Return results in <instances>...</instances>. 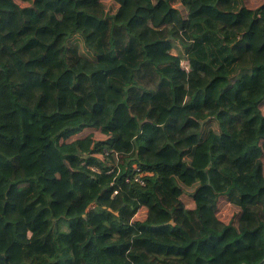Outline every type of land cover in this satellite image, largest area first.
I'll use <instances>...</instances> for the list:
<instances>
[{
    "label": "trees",
    "instance_id": "obj_1",
    "mask_svg": "<svg viewBox=\"0 0 264 264\" xmlns=\"http://www.w3.org/2000/svg\"><path fill=\"white\" fill-rule=\"evenodd\" d=\"M10 1L0 264H264V0Z\"/></svg>",
    "mask_w": 264,
    "mask_h": 264
},
{
    "label": "rangeland",
    "instance_id": "obj_2",
    "mask_svg": "<svg viewBox=\"0 0 264 264\" xmlns=\"http://www.w3.org/2000/svg\"><path fill=\"white\" fill-rule=\"evenodd\" d=\"M260 0H253V2L255 3V4H258V2H259ZM132 14L134 13V11H130ZM142 32H143V34H146V33H148V31L146 30V29H144V30H142ZM168 51V53L169 54H171L172 56H174V57H177V58H181L182 59V61H184V58H185V48H184V46H183V44L181 43V42H179V41H177V40H171V47L169 48V50H167ZM88 66H91L92 67V65H90V64H88L86 61H84L83 62V64H81L80 66H79V68L81 69V68H88ZM40 81H41V79H39ZM41 85H46V81H45V83H44V81H42V83H41ZM263 195V198H264V192L262 193ZM185 197V200H186V202H188V204L190 205V206H194V201H193V198L191 197V196H184ZM231 214V213H230ZM229 214V215H230ZM229 215H223V217L225 218V220L226 221H228L229 220ZM229 216V217H228ZM64 227L65 228H67V225L65 224L64 225Z\"/></svg>",
    "mask_w": 264,
    "mask_h": 264
},
{
    "label": "crops",
    "instance_id": "obj_3",
    "mask_svg": "<svg viewBox=\"0 0 264 264\" xmlns=\"http://www.w3.org/2000/svg\"><path fill=\"white\" fill-rule=\"evenodd\" d=\"M1 8L5 10L15 9V5L10 0H0Z\"/></svg>",
    "mask_w": 264,
    "mask_h": 264
},
{
    "label": "built area",
    "instance_id": "obj_4",
    "mask_svg": "<svg viewBox=\"0 0 264 264\" xmlns=\"http://www.w3.org/2000/svg\"><path fill=\"white\" fill-rule=\"evenodd\" d=\"M136 180L140 181L142 184H144V179H142L141 176H137L136 177Z\"/></svg>",
    "mask_w": 264,
    "mask_h": 264
},
{
    "label": "water",
    "instance_id": "obj_5",
    "mask_svg": "<svg viewBox=\"0 0 264 264\" xmlns=\"http://www.w3.org/2000/svg\"><path fill=\"white\" fill-rule=\"evenodd\" d=\"M0 8H1V6H0Z\"/></svg>",
    "mask_w": 264,
    "mask_h": 264
}]
</instances>
